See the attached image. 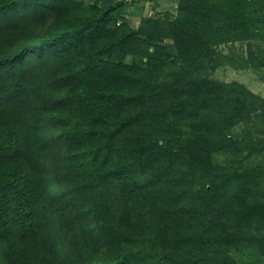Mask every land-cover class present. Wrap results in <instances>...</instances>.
<instances>
[{
  "label": "trees",
  "instance_id": "16d2710c",
  "mask_svg": "<svg viewBox=\"0 0 264 264\" xmlns=\"http://www.w3.org/2000/svg\"><path fill=\"white\" fill-rule=\"evenodd\" d=\"M84 1L0 0V264H264V0Z\"/></svg>",
  "mask_w": 264,
  "mask_h": 264
},
{
  "label": "rangeland",
  "instance_id": "374dc122",
  "mask_svg": "<svg viewBox=\"0 0 264 264\" xmlns=\"http://www.w3.org/2000/svg\"><path fill=\"white\" fill-rule=\"evenodd\" d=\"M93 0H85V5H88ZM124 7L118 17L117 23L127 21L132 27H139L144 17H164L167 13L176 14L179 0H123ZM171 44V41L168 40ZM166 42V43H167ZM258 45L264 46L262 40L252 41H234L220 44L217 48L223 55L240 61L243 63V57H247L251 51H255ZM252 45V46H251ZM130 59V58H129ZM224 60V59H223ZM218 64L214 71L210 72V76L216 80H223L227 82H239L250 88L254 93L264 97V68L260 71L255 70L251 65L236 66L233 63L224 62ZM239 62V63H240ZM212 62L207 63L205 69L210 70ZM242 127L238 128V132ZM257 155L253 156L254 158ZM230 157V152L221 153L217 155L218 161H225ZM262 157V156H261ZM257 158L256 159H261ZM237 260L240 259L239 253H233Z\"/></svg>",
  "mask_w": 264,
  "mask_h": 264
}]
</instances>
